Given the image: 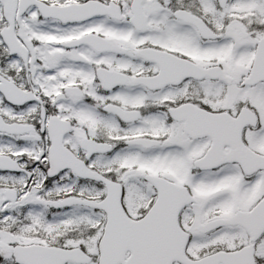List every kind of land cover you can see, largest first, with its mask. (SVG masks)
I'll use <instances>...</instances> for the list:
<instances>
[{
    "label": "snow or ice",
    "instance_id": "obj_1",
    "mask_svg": "<svg viewBox=\"0 0 264 264\" xmlns=\"http://www.w3.org/2000/svg\"><path fill=\"white\" fill-rule=\"evenodd\" d=\"M0 264H264V0H0Z\"/></svg>",
    "mask_w": 264,
    "mask_h": 264
}]
</instances>
